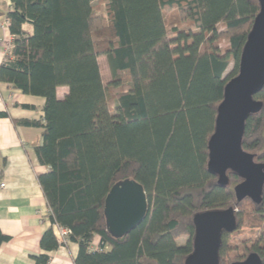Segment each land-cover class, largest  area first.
I'll list each match as a JSON object with an SVG mask.
<instances>
[{
	"label": "trees",
	"instance_id": "1",
	"mask_svg": "<svg viewBox=\"0 0 264 264\" xmlns=\"http://www.w3.org/2000/svg\"><path fill=\"white\" fill-rule=\"evenodd\" d=\"M11 1V10L0 9L13 36L0 82L46 100L42 119L14 120L44 129L35 152L49 167L38 180L52 226L41 237L45 252L32 256L35 264H49V252L61 245L54 224L78 243L74 264H183L193 250L194 215L230 206L238 208V224L222 234L221 263L253 251L264 263V194L258 204L238 202L234 186L241 179L229 173V185L219 186L207 147L259 0ZM24 23L33 25L32 34ZM101 56L120 89L113 103ZM59 87L68 88L63 98ZM255 98L264 101V88ZM243 146L264 162V107L248 118ZM125 178L144 186L148 211L116 238L107 231L105 199ZM245 226L258 232L231 240ZM9 239L0 229V245Z\"/></svg>",
	"mask_w": 264,
	"mask_h": 264
},
{
	"label": "water",
	"instance_id": "2",
	"mask_svg": "<svg viewBox=\"0 0 264 264\" xmlns=\"http://www.w3.org/2000/svg\"><path fill=\"white\" fill-rule=\"evenodd\" d=\"M254 20L239 63V72L225 85L223 100L217 106L214 132L208 140V170L217 177V184L226 187L229 173L241 181L234 186L238 202L250 198L260 203L264 194V162L243 146L247 120L259 113L264 101L255 95L264 88V0ZM148 211V198L144 186L134 178L116 182L105 199L104 214L107 231L122 238L137 227ZM238 208L211 209L198 212L193 222L195 233L193 250L183 264H222L220 248L224 231L237 228ZM230 264H264L253 251L243 260Z\"/></svg>",
	"mask_w": 264,
	"mask_h": 264
},
{
	"label": "crops",
	"instance_id": "3",
	"mask_svg": "<svg viewBox=\"0 0 264 264\" xmlns=\"http://www.w3.org/2000/svg\"><path fill=\"white\" fill-rule=\"evenodd\" d=\"M23 29L33 33L30 23H24ZM7 34L10 31L5 32L0 27V65L5 58L2 42ZM67 92V87L57 89L59 98ZM45 101L44 97L24 94L9 83L0 82V113H8V116H0V229L10 236L0 245V264H35L32 256L45 252L41 237L52 222L38 175L47 172L49 167L39 162L35 152V147L42 142L44 129L14 121L42 119ZM2 182L6 184L4 187ZM98 244L97 237L94 246ZM78 249V243L69 240L49 252V264H74Z\"/></svg>",
	"mask_w": 264,
	"mask_h": 264
},
{
	"label": "rangeland",
	"instance_id": "4",
	"mask_svg": "<svg viewBox=\"0 0 264 264\" xmlns=\"http://www.w3.org/2000/svg\"><path fill=\"white\" fill-rule=\"evenodd\" d=\"M4 8H6V5H4ZM174 12V11H173ZM171 14V13H169ZM221 27V25H220ZM221 46L223 48H226L228 46V42L226 41H222ZM99 64H100V71H101V75L103 78V82L107 87L108 90V94H109V100L110 102L115 98V93L118 92L120 89L119 88H115L112 84V75L108 66V62L106 60L105 56H101L99 58ZM233 67V63L230 64L228 71H230ZM122 88H127V85L125 84L124 86L121 87ZM258 232V229H253L251 227L245 226L243 227L239 232H236L235 234H233L231 236V240H234L236 238H242L244 236L246 237H251L252 235L256 234ZM187 240V236H182L179 240V243H185V241Z\"/></svg>",
	"mask_w": 264,
	"mask_h": 264
},
{
	"label": "built area",
	"instance_id": "5",
	"mask_svg": "<svg viewBox=\"0 0 264 264\" xmlns=\"http://www.w3.org/2000/svg\"><path fill=\"white\" fill-rule=\"evenodd\" d=\"M6 5L7 11L12 9V1L11 0H0V7H4ZM9 26H10V20L8 17H4L0 21V27L5 30V32H9ZM12 40L13 36L11 34H7V38H5L2 42L3 51L5 55L10 52L12 48ZM6 184L5 182L1 183V186L4 187ZM53 229L57 235V238L59 239L61 245L66 244L69 241V233L70 231L67 228L61 227L58 224L53 225Z\"/></svg>",
	"mask_w": 264,
	"mask_h": 264
}]
</instances>
